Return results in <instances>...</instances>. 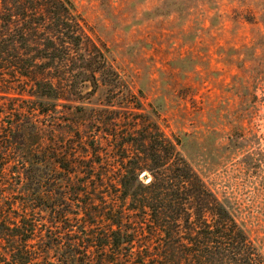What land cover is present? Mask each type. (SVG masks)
Masks as SVG:
<instances>
[{"label":"rangeland","instance_id":"rangeland-1","mask_svg":"<svg viewBox=\"0 0 264 264\" xmlns=\"http://www.w3.org/2000/svg\"><path fill=\"white\" fill-rule=\"evenodd\" d=\"M64 1L91 43L75 53L71 92L40 118L42 145L54 120L67 167L54 212L104 196L91 195V182L105 180L121 153L137 149V130L155 123L264 253V0Z\"/></svg>","mask_w":264,"mask_h":264},{"label":"trees","instance_id":"trees-1","mask_svg":"<svg viewBox=\"0 0 264 264\" xmlns=\"http://www.w3.org/2000/svg\"><path fill=\"white\" fill-rule=\"evenodd\" d=\"M88 42L64 0H0V264H264L227 200L155 123L137 130V149L121 153L105 180L91 182V195L104 196L70 199L74 212H54L65 202L58 179L67 167L54 120L42 145L40 118L71 92L75 53ZM75 218L77 229L63 230ZM49 222L63 231L52 234Z\"/></svg>","mask_w":264,"mask_h":264}]
</instances>
